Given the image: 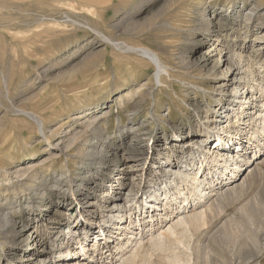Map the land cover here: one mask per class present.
Instances as JSON below:
<instances>
[{
    "label": "rangeland",
    "instance_id": "1",
    "mask_svg": "<svg viewBox=\"0 0 264 264\" xmlns=\"http://www.w3.org/2000/svg\"><path fill=\"white\" fill-rule=\"evenodd\" d=\"M212 13L216 19L208 26L206 18ZM221 47L223 54L243 56L242 63H232V70H251L244 81H225L227 63L220 59ZM144 49L171 68L163 84L156 85L155 68ZM247 83L264 87V0H0V214H10L11 220L46 216L41 237L48 252H57L53 232L59 230L56 226L63 233L68 230L74 208L86 219L94 218L97 226L106 198H113L116 190L126 188L121 194L133 193L138 199L148 193L145 181L167 180L163 168H155L183 159L180 138L199 140V121L210 119L208 132L216 136L224 120L214 113L231 108ZM149 91L151 97L145 94ZM250 97L256 107L242 126L243 141L254 139L255 133L257 139L263 136L264 93ZM23 111L43 121L44 135ZM86 111L91 114L78 117ZM133 126L138 128L137 138ZM234 126L224 135L226 141L235 133ZM211 143L200 139L187 158L207 144V161H212ZM250 156L245 168L257 162ZM128 165L133 170L128 171ZM261 165L255 170L258 174L250 175L246 193L213 211L202 229L191 231L189 250H158L145 242L150 236L145 238L141 250L146 251L140 252L148 264H170L174 254L191 260L181 256L178 264H264V162ZM29 166L36 173L21 172ZM136 174L139 179L129 184ZM28 194L30 199L24 197ZM43 198L47 200L41 202ZM248 218L254 224H248ZM22 227L19 224L17 231ZM65 243L74 242L66 238ZM129 245L124 248L127 255L132 252L129 247L133 249ZM8 246L0 235V264H23L18 256L8 255Z\"/></svg>",
    "mask_w": 264,
    "mask_h": 264
},
{
    "label": "bare ground",
    "instance_id": "2",
    "mask_svg": "<svg viewBox=\"0 0 264 264\" xmlns=\"http://www.w3.org/2000/svg\"><path fill=\"white\" fill-rule=\"evenodd\" d=\"M206 19H207L206 21L210 23L207 24L209 26L211 25L212 20L216 19V16L212 13L210 14V17L207 16ZM214 41H215L214 44L216 45L219 44V40L217 38H215ZM222 48L223 47H221V49L219 50L221 57L220 59L223 58L225 63H227V68L225 69L226 76L224 77L225 81L227 82L230 79V81L235 82L246 79V77L250 75V73L247 74V71L249 72L251 70H242L239 67L235 68L237 70V73H234L236 72L235 69L232 70L233 69L232 63H235L236 61L242 63L243 56L241 54H238L236 51H235L236 53L234 54L230 51L223 54L225 50H223ZM254 51H256V49ZM143 54L149 60L151 65L155 68L154 77H155L156 85L163 84L165 77L170 78L171 68L159 57L158 54L147 49L143 50ZM259 56L260 55H258V57ZM247 84H249V86L246 85L247 86L245 89L246 91L244 93H241V95L235 97V101L231 105L232 106L231 108L225 109V111L220 109L214 113L218 117H220L221 120H224L223 122L224 125L222 128H220L216 136L213 135L211 136L210 132H208V130H210L211 128V124H209V120H210L209 119L208 121L203 122L202 124H200L201 121H199L198 122L199 125L196 126V128L199 127V129L197 130V133L200 134V136L198 137L199 140H196V138H192L191 140L183 142V138H180L181 144L182 143L184 144L183 146L184 148H182L183 159L181 160L178 159V161L173 163H169L170 161L167 160L164 163H160V166L155 168V169L163 168L168 179L159 182V180H154L152 178L145 181L144 187L148 189V193H145L146 198L143 199L141 197L137 199L136 195L131 193L127 195L125 193L121 194L120 190H122L123 188L119 190V193H117L118 190H116L115 191L116 195L113 198L112 197L106 198V204L102 206V210L100 212L101 214L100 218H102V221L97 226H94L95 225L93 221L94 218L86 219L84 216V212H82L80 208H76V209L74 208V210H72L71 213L69 214L70 222L68 224V230L67 231L65 230L66 232L63 233V230L61 231L60 227L57 228L56 226L55 229H59V230L53 232L55 233L53 236L56 237V239L53 238L54 243L55 245L60 247L58 248L57 252H48L47 243H45L46 239L41 237L42 235L40 229L42 225H45L47 223V220L45 218L46 216L41 218L40 217L41 215H39V217H36L35 214H31L28 220H23V216L19 215L15 217V220H11L8 216L10 214H8L7 216L5 214H0V235L2 236V239L6 241L7 244L11 245V247L8 246V255L14 258L15 256H18L23 264L24 262L26 264H148L149 262L146 261L145 259L146 257L143 256L144 253L141 254L140 252L143 251L141 249L144 246L145 242L146 243L150 242L149 245H153V247L158 250L159 249L162 250L166 247L179 248L181 246L185 248L186 251L187 241L188 238L191 236L190 235L191 231L192 230L198 231V229H200L201 227L206 226V224L209 221V216L212 214L213 211L220 210L222 207H224L225 204L229 203L233 199L235 200V198L237 199L238 195L246 191V189H248L249 187L248 180L250 175L251 174L255 175L254 172H256L255 171L256 168L264 162V151H263L264 122H263V127L261 129L262 130L261 134L263 135V136L260 135L262 136L261 139L260 138L257 139L255 137L256 133L254 134V139L248 138L247 140L243 141V139H241L240 137L243 131L242 126L246 125L245 121H247V119L251 120L250 110L253 107L254 108L256 107V105H253L252 101L250 100L251 99L250 94L253 95L256 94L257 92L258 94L259 92L262 94L264 93L263 86L254 87L253 85H250V83ZM259 85H262V80L261 82H259ZM232 86H234V83L230 84V87ZM220 87L219 90H221L222 92L223 88ZM145 94L148 95L149 97L152 96L151 92ZM138 105H139L138 102L135 103L133 105V109H131L134 110L133 116H135L137 113L135 110H137L136 108L138 107ZM87 112L89 111L82 112L81 115L80 114L78 115V117L85 115L88 116L91 114V113L87 114ZM22 114H25L27 117H29L36 123L38 127L37 128L38 132L40 134L42 135L45 134L46 131L45 125L37 115L24 111L22 112ZM129 114L131 115V113ZM262 117H264V114ZM233 124H235L234 126L235 133L231 134L230 139H227L228 141H226L224 135L229 134V126L230 125L232 126ZM133 125L135 126L134 122ZM134 126L132 133H133V137L137 138L136 136L139 133L137 134L136 131L138 128H134ZM141 126L143 127L144 124L142 123L139 126V128ZM88 131L89 130H87V132ZM249 135L253 136L252 132ZM200 139H202V142L203 139H207V140L211 139L213 140V143L211 144H215V148L213 149L212 152L214 157L210 162L207 161V155L210 152L211 148L210 147H209L210 149L207 148V144L204 145L205 150H203L202 152L194 153L191 159L187 158L186 156V154L190 151V149H192L193 147H197ZM255 139L256 142H253ZM99 140L100 139H98V141ZM189 142L192 143L188 144ZM104 153L106 154L107 157L112 156L111 153L106 152V150L104 151ZM251 154H253L252 158L255 157L256 158L255 160H257V162L255 161L253 165H250L245 168L246 163H248L247 162L248 159L249 158L251 159V156L249 157V155ZM248 170L249 172L248 174H246ZM21 172L22 173L24 172L25 174L26 173L29 174L28 172L33 173L35 172V168L34 166H29L28 168L26 167V169L21 170ZM215 173L217 175H220L217 179H216L217 175L215 176ZM138 177L139 176L137 174L133 175L130 182L135 183L139 179ZM251 178L253 179V176ZM232 180L234 181L232 182ZM91 183L95 184L96 182L94 180H91ZM235 183L237 184L232 188H230V186ZM87 184L89 185L90 183ZM225 188L227 189L224 190ZM218 193L219 196L217 198L216 194ZM12 195L14 196L18 195L16 188L13 189ZM214 195L216 196L217 199L214 198L216 200L215 201L213 200L214 201V202L212 201L213 203L210 202V204H206L205 203L206 200L210 199ZM24 197L30 199V194L24 195ZM94 199L95 198H93V200ZM46 200L47 199L43 198L41 202ZM19 202H21V200L18 201V203ZM123 202L125 203L124 205ZM93 204L94 203H90V205ZM159 208L160 211H163L164 213L163 214L164 216H162L161 219H165V221H167L166 223L167 228L163 227L160 230V232L158 231V234L156 233L152 234L153 233L152 231L146 230L145 228L143 229L142 218L145 217V215L149 214V212H152L151 218H153V212H155V210H158ZM187 208H190V210L186 211ZM1 212L2 210L0 211V213ZM21 212L22 210L19 209L18 213ZM45 212L47 213V211ZM92 213L94 214L95 217L98 215L96 214L97 212L93 211ZM31 216L32 219H30ZM146 217H148V215ZM50 219L53 220L54 216L52 218L50 217ZM247 221L248 224H251V222L252 224H254L252 218H248ZM19 224H21L23 227L20 231L19 230L17 231V227ZM49 225H51V223ZM24 227L25 230L23 229ZM98 228L101 229L100 234L94 237L95 235L94 231H96ZM152 228L154 227L152 226ZM11 229L13 230L10 231ZM251 230L253 229L251 228ZM108 233L111 236H108ZM148 236H150V238H147ZM91 237L92 240L90 239ZM66 238L71 239L74 243L70 244V246H65ZM145 238L149 239L148 242L147 240L143 242ZM129 244L133 247V249L129 247L128 249L129 253L130 251L132 252L131 254L127 255L124 248L125 245H129ZM55 254H58V256H54ZM178 255L179 254H174L172 258L169 260V263L178 264V262L181 261L180 257L183 256L181 254H180L181 256ZM182 258H186V257L183 256ZM186 259H184L186 260V262L188 261V259L190 260L188 256ZM7 262H9V260Z\"/></svg>",
    "mask_w": 264,
    "mask_h": 264
},
{
    "label": "built area",
    "instance_id": "3",
    "mask_svg": "<svg viewBox=\"0 0 264 264\" xmlns=\"http://www.w3.org/2000/svg\"><path fill=\"white\" fill-rule=\"evenodd\" d=\"M190 143H192V142H189L188 144H190ZM183 145V144H182ZM195 148L196 147H193L192 149H190V151H193V150H195ZM127 165V164H126ZM126 168V167H125ZM129 168H130V171L131 170H133V165H128V168H127V170L129 171ZM131 179H132V177H131ZM130 179V180H131ZM133 182H130L129 184H132ZM126 187H130V185H127ZM126 188H124L123 190H125ZM123 194V193H122ZM128 194V193H127ZM126 194V195H127ZM131 194H133V193H131ZM140 198V197H139ZM142 198L144 199V198H146V195H144L143 194V196H142ZM146 200V199H145ZM173 207H175V206H173ZM159 210V211H158ZM158 210H155V212H153V218H151V216H152V212H149V214H147L148 215V217H146L147 215H145V217H141L143 220H142V226H143V229L145 228L146 230H150V231H154V229H156L158 226H161V225H163V224H166L167 223V221H165V219H161V217L162 216H164L163 214V211H160V208L158 209ZM187 210H190V208H187L186 209V211ZM178 211H180V210H178ZM144 216V215H143ZM152 226L154 227V228H152ZM151 229H153V230H151Z\"/></svg>",
    "mask_w": 264,
    "mask_h": 264
}]
</instances>
